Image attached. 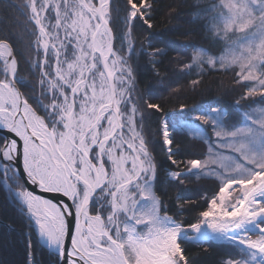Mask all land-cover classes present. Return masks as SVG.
Instances as JSON below:
<instances>
[{
	"label": "snow or ice",
	"instance_id": "snow-or-ice-1",
	"mask_svg": "<svg viewBox=\"0 0 264 264\" xmlns=\"http://www.w3.org/2000/svg\"><path fill=\"white\" fill-rule=\"evenodd\" d=\"M12 6L34 55L18 58L0 38V181L28 219L26 264H39L40 242L53 264H195L187 245L208 242L228 249L217 264H264V0L198 3L204 42L188 45L171 78L157 70L166 49L150 31L159 0ZM142 57L159 88L138 89ZM220 72L232 73L229 104L181 103L170 114L157 102L164 91L178 95L185 77L195 90ZM180 135L207 150L183 148ZM153 136L169 184L212 182L201 203L178 195L175 212L164 203Z\"/></svg>",
	"mask_w": 264,
	"mask_h": 264
},
{
	"label": "trees",
	"instance_id": "trees-1",
	"mask_svg": "<svg viewBox=\"0 0 264 264\" xmlns=\"http://www.w3.org/2000/svg\"><path fill=\"white\" fill-rule=\"evenodd\" d=\"M20 2L21 0H4L3 3H0V38L8 39L14 44L18 58L21 57V54L24 57L34 55L28 50L31 37L26 31L25 19L12 6ZM204 2L205 0H159L160 7L154 14L153 28L150 31L159 37L153 41L155 46L166 49V55L158 58L163 61L157 65L161 76L171 78L173 69L177 67L174 62L186 60L191 56L193 49L188 45H200L204 42L198 22L194 20L197 11L196 5ZM169 6L174 9L172 15H169V12L172 11ZM136 31L138 34L146 35L140 28H137ZM160 40L166 41V43H161ZM137 47L139 48V42ZM135 63L139 65L137 69L138 89L146 91L149 88H159L160 79L155 75L147 57H142ZM23 74L27 75V73ZM28 79L31 77L29 76ZM190 79L185 77L179 81L181 91L178 95H172L170 91H164L161 94V99L157 102L162 103L170 114L178 110L181 103L196 108L206 106L210 102L215 104L217 101L229 104L235 95L230 92L232 87L231 72L212 73L206 76L195 90L191 87ZM173 87H177V85H173ZM159 119V115L146 119V136L149 132H155ZM152 139L155 144L157 160L161 162L162 172L158 192L162 195L164 203L172 209V212H175L178 195L183 197L186 204L201 203L200 196L205 190L213 187L212 182L207 180L186 181L182 189L169 184L163 174V170L167 168V162L164 153L160 150L159 137L153 136ZM178 139L183 148L190 149L194 153L207 150V145L190 140L186 136L180 135ZM193 215L195 213H185L182 219ZM28 235V219L10 201V197L6 194L0 181V264H26ZM33 239L36 238L33 237ZM187 247L195 264H217V261L228 251L220 242L189 244ZM34 254L39 264H53L54 257L41 242L34 244Z\"/></svg>",
	"mask_w": 264,
	"mask_h": 264
},
{
	"label": "rangeland",
	"instance_id": "rangeland-1",
	"mask_svg": "<svg viewBox=\"0 0 264 264\" xmlns=\"http://www.w3.org/2000/svg\"><path fill=\"white\" fill-rule=\"evenodd\" d=\"M1 183H2V185H3V188H4V190L6 191V194L9 196V194H8V186L7 185H5L2 181H1ZM18 208V207H17ZM19 209V208H18ZM19 211L27 218V216H26V213L25 212H23V211H21L20 209H19ZM42 243V242H41ZM43 244V243H42Z\"/></svg>",
	"mask_w": 264,
	"mask_h": 264
}]
</instances>
